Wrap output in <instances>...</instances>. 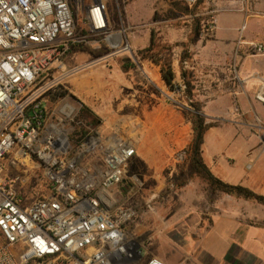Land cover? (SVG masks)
I'll return each mask as SVG.
<instances>
[{
  "label": "crops",
  "instance_id": "1",
  "mask_svg": "<svg viewBox=\"0 0 264 264\" xmlns=\"http://www.w3.org/2000/svg\"><path fill=\"white\" fill-rule=\"evenodd\" d=\"M245 24V15L237 11L216 15L211 39L193 48L192 100L201 105L205 122L213 124L203 136L204 165L222 182L264 195V104L255 99L258 77L264 75V54L249 53L256 43L245 32ZM146 39L136 47H146L150 38ZM147 64L155 73L146 78L143 90L129 91L130 99L142 96L145 108H166L160 125L170 137H154L153 124L148 129L144 122L145 131L139 136L110 132L117 121L113 113L122 108H85L89 114L96 110V115L104 117L100 133H107L104 138L88 137V149L94 148L93 142L110 145L115 139H126L136 148L130 172L139 181L142 201L126 226L139 251L136 264L150 258L164 264H264V206L212 191L200 178L189 175L186 154L169 153L167 139L181 149L190 143L191 130L183 110L188 106L176 107L182 108L181 113L169 109L173 107L162 100L170 93L159 67ZM173 71L176 84L181 85L180 75ZM133 110L129 108L128 114L135 129L140 120Z\"/></svg>",
  "mask_w": 264,
  "mask_h": 264
},
{
  "label": "built area",
  "instance_id": "2",
  "mask_svg": "<svg viewBox=\"0 0 264 264\" xmlns=\"http://www.w3.org/2000/svg\"><path fill=\"white\" fill-rule=\"evenodd\" d=\"M80 2L0 0V264H136L139 258L126 232L136 211L110 194L123 181L134 144L93 142L103 167L89 172L65 157L66 137L44 126V90L37 85L62 67L77 42L73 6ZM86 20L92 33L107 31L103 0H91ZM252 49L264 53L262 44ZM258 82L255 99L264 104V75ZM35 171L41 173L42 192L38 179L30 185ZM143 264L164 263L150 258Z\"/></svg>",
  "mask_w": 264,
  "mask_h": 264
},
{
  "label": "rangeland",
  "instance_id": "3",
  "mask_svg": "<svg viewBox=\"0 0 264 264\" xmlns=\"http://www.w3.org/2000/svg\"><path fill=\"white\" fill-rule=\"evenodd\" d=\"M103 2L109 17L107 31L99 33L90 31L86 20V7L90 5L91 0H81L77 7L74 5L76 10L75 40L77 41L74 44L79 43L80 46L63 57L62 67L54 68L37 85L44 90L41 97L45 112V128L66 137L68 150L65 157L73 158L79 168L87 171L101 169L103 163L101 152L96 148L88 149L90 145L83 147L84 142L88 137L96 135L104 138L107 133H104L106 135L101 134L103 132L101 126L105 122L104 117L98 115L99 113L96 115L95 109H93L95 113L89 114L87 111H81L82 108H122L113 113L114 120L117 121L110 132L116 131L125 137L135 133L139 136L145 131L142 129L143 122L148 129L153 124L152 131L156 133L155 135L153 133L154 137L163 139L169 136L168 131L160 125L166 108H145L142 96L134 100L130 99L129 91H133L134 88L139 92L143 90L146 78L150 77L149 74L155 73L153 68L147 64L148 61L138 62L136 52L139 48L136 44H144L146 38L154 35L161 47L171 45L172 49L162 51V55L170 59L171 65L174 62V68L179 75L182 70H188L193 72L195 79L190 62L193 48L211 39L217 14L237 11L244 14L247 20L245 32L249 34L254 43L264 46V0H246L245 4L239 0H198V2L196 0L187 8L192 10L195 7L194 14L186 15L178 10L172 0H103ZM113 13L117 14V19L111 24ZM196 18L201 19L199 34L193 33L192 28L193 20ZM114 33H119L121 36V44L116 48L112 46L119 42L120 37L115 35L108 38V35ZM182 52L185 54L183 62H187L188 67H185L183 62L179 63ZM249 53L261 55L254 53L252 48L249 49ZM186 55L191 58H186ZM128 59L135 63V67L125 73L120 68ZM50 91L65 94L61 97L54 94L49 95L47 92ZM168 91L169 98L162 97V100L173 107L169 108L173 112L181 113L182 108L176 107L184 104L189 106L192 102L197 103L192 99H189L191 102H184L179 94L169 89ZM129 108H135L133 114L135 117L139 116L140 121L136 123L135 129L133 118H130L128 114ZM186 109L183 108V110ZM170 110L166 113V117H169ZM172 114L174 119L176 114ZM257 115L262 116L258 112ZM83 130H88L89 135L79 146H76L69 138L74 132ZM167 140L169 153L174 156L186 154L185 148L181 149L172 140ZM133 169V163H128L123 181L113 188L110 194L118 205L128 206L135 210V206L138 207L142 199L137 191L139 181L133 178L130 172ZM35 179L39 180L38 191L42 192L43 183L40 171L34 172L30 185L34 184Z\"/></svg>",
  "mask_w": 264,
  "mask_h": 264
},
{
  "label": "trees",
  "instance_id": "4",
  "mask_svg": "<svg viewBox=\"0 0 264 264\" xmlns=\"http://www.w3.org/2000/svg\"><path fill=\"white\" fill-rule=\"evenodd\" d=\"M175 5L178 7V10L183 14H194V8L192 10H188V6L180 1L172 0ZM198 2V0H197ZM117 19V14L113 13L111 16V24L115 23ZM200 18H196L193 20V33L199 34L200 32ZM80 46L79 43L71 45V48L68 53L77 49ZM180 46V45H179ZM182 46V44H181ZM172 49L171 45L160 46L157 42V39L154 35L150 36V41L148 45L142 49L137 50L136 56L138 57V62L148 61L157 65L159 67V73L161 75L162 80L164 81L167 88L179 94L180 98L184 102H188L189 99H192L194 90H195V79L192 71L182 70L180 73V77L182 80V84L185 86L183 91L178 92V85L175 82V73L173 71L171 61L168 57L162 55V51H170ZM185 54L180 55L179 63L182 64ZM186 58L190 59L191 56L186 55ZM135 67V63L130 59L127 62L121 65L122 72H128L129 70ZM49 95L55 96H64V92H47ZM45 94V96L47 95ZM189 106L192 110H184L185 112V120L190 126L191 130V140L190 143L185 147V153L188 159V171L190 176L198 177L203 182H205L208 187L212 191H218L230 196H234L237 198H243L246 200H251L257 202L264 206V195H258L251 191L248 188H245L240 185H230L222 182L218 178H216L210 170L204 165L202 156H201V146L203 143V136L206 130L212 126L213 124H207L205 122V118L201 114V105L199 103H189ZM81 111H85V108H82ZM88 131V130H87ZM86 130L74 132L69 140H71L76 146H79L81 142L89 135V132Z\"/></svg>",
  "mask_w": 264,
  "mask_h": 264
},
{
  "label": "water",
  "instance_id": "5",
  "mask_svg": "<svg viewBox=\"0 0 264 264\" xmlns=\"http://www.w3.org/2000/svg\"><path fill=\"white\" fill-rule=\"evenodd\" d=\"M116 35H118L120 37V40L115 46H112V48H116V47L120 46V44H121V36H120V34L118 33Z\"/></svg>",
  "mask_w": 264,
  "mask_h": 264
}]
</instances>
